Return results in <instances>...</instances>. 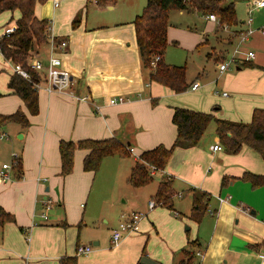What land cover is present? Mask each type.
Returning <instances> with one entry per match:
<instances>
[{
	"label": "crops",
	"instance_id": "0c3cea01",
	"mask_svg": "<svg viewBox=\"0 0 264 264\" xmlns=\"http://www.w3.org/2000/svg\"><path fill=\"white\" fill-rule=\"evenodd\" d=\"M230 1L234 3L235 25L224 26L208 15L192 14L205 35L197 37L195 48L207 45L215 51L220 47L226 58L238 47L234 70L219 71L221 83L218 78L207 79L204 69L192 79L186 72L188 88L182 92L150 80L135 40L132 21L140 14L136 7L123 0L36 3V16L47 19L55 36L67 41L56 54L71 72L72 84L66 92L37 90L39 110L30 114L20 97L9 92L13 63L0 52V113L23 108L29 120L27 128L15 122L0 123V133L7 134L0 139V159L10 162L16 155L20 168L17 176L12 172L10 180L0 178V207L9 214V220L0 224V264H61L60 259L66 256H74L77 264H174L183 258L188 242L194 240L192 251L197 264H261L264 185L253 188L241 177L246 172L264 176V159L246 144L236 153L224 150L214 122L209 123L195 146L175 147L156 177L159 182L170 176L175 192L172 207L153 199L158 183L150 189L145 187L152 181L140 187L129 184L123 203H117L118 222L109 229L89 226L86 221V203L98 171L83 169L86 150L76 149L72 171L60 174L61 139H119L128 146L130 156L109 155L100 165L112 164L125 176L143 150L173 144L174 106L242 122L251 120L254 108H264V34L255 30L244 40L240 37L248 28L264 27V6H254V0H222L221 4ZM178 38V32L168 24L171 45L191 48L196 39L179 43ZM45 48L48 50L44 47L31 55L46 62ZM248 50L255 56L244 60ZM201 77L206 80L201 82ZM193 82L198 83L195 89L191 88ZM119 95L125 98L123 102L108 103L109 98ZM82 96L88 99H78ZM213 144L221 145V149L213 150ZM193 190L208 194L206 211L199 222L189 218ZM149 200L156 202L152 209ZM46 201L51 207L43 219L40 214ZM104 202L115 205L111 198ZM132 211L142 214L138 229L113 244L111 232L121 214ZM79 243L90 244L92 250L77 255Z\"/></svg>",
	"mask_w": 264,
	"mask_h": 264
},
{
	"label": "trees",
	"instance_id": "16d2710c",
	"mask_svg": "<svg viewBox=\"0 0 264 264\" xmlns=\"http://www.w3.org/2000/svg\"><path fill=\"white\" fill-rule=\"evenodd\" d=\"M46 0H0V14L17 10L18 17L14 19L15 29L8 35H3L4 29L11 24L13 17L5 21L0 35V52L5 59L13 64L26 68L29 77H23L13 70L8 80L9 92L17 94L30 114L39 110L38 91L36 83H44L40 71L29 68L27 58L32 54L36 41L47 44L46 31L49 26L47 19L38 18L34 12L36 3ZM222 0H146L143 11L136 15L132 23L135 30V40L142 64L150 71L151 81L167 86L174 92H182L188 88L185 80L186 66L167 63L162 59L168 45V16L173 10L197 12L201 15L214 14L221 25L231 26L237 23L233 1L222 5ZM75 22V21H74ZM77 22V20H76ZM38 42V43H39ZM159 55L155 65L151 64L154 56ZM15 122L22 128H27L29 120L23 108L12 113L1 114L0 123ZM172 122L176 127V137L171 146L158 144L145 149L139 154L131 167L127 181L130 185L140 187L150 183L153 177L148 166L154 165L164 169L177 147L195 146L206 131L210 122L215 123V134L224 150L230 153L238 152L243 144L256 150L264 159V108H254L249 122L233 121L215 117L212 112L195 110L183 106H174ZM76 149H85L83 169L96 172L102 159L117 154L121 157L130 156L128 146L115 137L102 139L84 138L78 140L61 139L59 141L60 174L68 175L73 168ZM15 174L20 172L19 162L13 168ZM17 176V174H16ZM19 176V174H18ZM249 181L253 188L264 185V176L246 172L241 177ZM170 176L158 182L153 198L158 204L172 207L174 197ZM208 194L201 190H193L192 207L189 218L199 222L206 211ZM9 220V214L0 207V224ZM195 240L188 242L183 249V258L174 264H197L192 247ZM61 264H77L74 256L60 259ZM136 264H142L138 262Z\"/></svg>",
	"mask_w": 264,
	"mask_h": 264
},
{
	"label": "rangeland",
	"instance_id": "374dc122",
	"mask_svg": "<svg viewBox=\"0 0 264 264\" xmlns=\"http://www.w3.org/2000/svg\"><path fill=\"white\" fill-rule=\"evenodd\" d=\"M123 2L136 7L139 13L143 11L146 0H123ZM44 4V3H43ZM196 12H184L180 14L178 11H172L169 15L170 28L178 32L179 43L185 41L194 40L193 47L186 48L183 44L174 46L171 45V41L165 49L163 54L164 60L171 64L176 65H186V72L188 77L191 79L201 70H205L208 73L207 79L218 78V82L221 83V75L217 67V61H223L225 58L223 56V49L217 47L215 51L210 50L209 46L203 48H195L197 43V37L200 35L204 37L205 35L201 33L200 22H198L196 15L192 14ZM13 17L16 19L18 17L17 10L11 12H4L0 14V34L3 31V26L5 21ZM14 23V20L11 22ZM190 26V27H188ZM212 39V34L208 35ZM36 41L34 50L39 51L40 49L47 47L44 42ZM185 47V48H184ZM210 52L211 55H207ZM45 55L48 57L47 48L44 49ZM44 55V56H45ZM228 57V56H226ZM228 70H234V65H231ZM220 75V76H219ZM204 77H201V82H203ZM220 80V81H219ZM107 160V159H106ZM131 162V159H127ZM103 166V165H102ZM100 165L98 171L95 175V180L89 195V199L86 203V217L89 226L94 227H104L107 229L112 226V223L118 222L119 210H116L117 203L122 204L124 193L127 192V188H130L127 182L128 174L122 176V171L115 170V166L111 164L110 167H102ZM153 183L145 187L146 189L153 188L154 184L158 183V179L155 177L152 180ZM111 198V202L115 205L106 204L104 201H108ZM154 199V198H153ZM93 200H95L93 202ZM155 200V199H154ZM104 220H107L106 223Z\"/></svg>",
	"mask_w": 264,
	"mask_h": 264
},
{
	"label": "built area",
	"instance_id": "2783aa9c",
	"mask_svg": "<svg viewBox=\"0 0 264 264\" xmlns=\"http://www.w3.org/2000/svg\"><path fill=\"white\" fill-rule=\"evenodd\" d=\"M254 6L256 7H263L264 6V0H254ZM58 2L55 1V5H57ZM251 10V9H250ZM209 19H212L214 21H217V17L214 14L208 15ZM251 16L248 17V22L250 23ZM15 29V25L13 26H7L4 31L3 35H8ZM255 30H259L261 34H264V27L254 29V28H248L244 32L240 34L241 40L246 39L249 35H251ZM46 39H47V47H48V57L47 61L44 62L41 58L33 57L32 55L28 56L26 65L29 68H33L35 70H38L42 73L44 78V83H36L35 88L37 90H44L48 93L50 92H66L69 90L71 84H72V74L71 72L65 68L62 64L61 57L56 54V50L65 48L67 45L66 40L58 39L55 34L52 32L50 27L48 26L46 31ZM240 54V50L238 47H235L232 52L226 57L223 61L218 62L217 67L220 72L227 70L231 65L235 64L238 60ZM255 54L253 51L248 50L243 54L244 60H250L254 58ZM159 55L154 56V58L151 61L152 65H155L156 61L159 59ZM13 70L20 74L23 77H29V73L26 68L22 67L20 64H13ZM198 86L197 82H193L191 85L192 89H195ZM223 95H227L226 92H223ZM80 100H87L88 96H82L78 98ZM125 98L123 96H113L109 98L108 103L109 104H116L118 102H123ZM7 134L5 132L0 133V139L5 137ZM213 150L221 149V145L219 144H213L211 146ZM18 158L16 155H13V158L10 162H5L0 159V178L3 181L10 180L13 172V168H15L18 165ZM149 174L155 178L158 177L159 173H162V169L156 168L154 165L148 166ZM156 205V202L154 200L148 201V207L152 209ZM51 207L50 203H47V201L44 203V211L40 214V217L43 219L47 218V210H49ZM142 218V214L139 212H130V213H122L121 214V220L118 223V225L112 230L111 232V242L113 244H116L124 234L127 232L135 231L138 229V223ZM92 250V247L90 244H81L79 243L76 247V254H88ZM199 254V252H197ZM261 264H264V253L261 255Z\"/></svg>",
	"mask_w": 264,
	"mask_h": 264
}]
</instances>
